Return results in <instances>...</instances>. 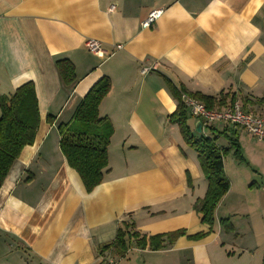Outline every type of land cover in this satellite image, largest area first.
<instances>
[{
  "label": "crops",
  "instance_id": "1",
  "mask_svg": "<svg viewBox=\"0 0 264 264\" xmlns=\"http://www.w3.org/2000/svg\"><path fill=\"white\" fill-rule=\"evenodd\" d=\"M154 10L160 18L142 28ZM90 39L101 52L86 49ZM59 60L73 65L71 85ZM103 76L111 87L98 113L113 133L102 182L87 193L57 129ZM163 78L188 93L226 95L224 105L231 96L247 100L264 117V102H255L264 99V0H0V97L32 82L40 118L33 145L0 188V264H97L101 256L118 264H264V144L217 123L197 132L199 120L187 113L193 135L221 149L235 133L246 162L233 150L223 158L230 188L211 232L190 239L209 230L193 208L207 182L168 119L177 101ZM129 223L141 235L185 233L160 250L133 239L124 255L102 250Z\"/></svg>",
  "mask_w": 264,
  "mask_h": 264
},
{
  "label": "trees",
  "instance_id": "2",
  "mask_svg": "<svg viewBox=\"0 0 264 264\" xmlns=\"http://www.w3.org/2000/svg\"><path fill=\"white\" fill-rule=\"evenodd\" d=\"M56 65L63 83L66 85L74 83L73 65L67 60H59ZM163 79L170 94L177 101V108L168 119L178 126L185 144L196 152L201 172L207 182L205 196L197 200L193 206L201 217V223L209 227L207 232H200L189 237L199 240L211 232L214 211L230 188L224 171L223 158L230 150H233V156L238 162H246L235 133L229 138V149H221L216 145L215 139L195 137L187 125L188 116L181 102V94H188L200 100L209 109L223 106L227 96H220L216 100L199 93H188L183 88H177L167 78ZM110 87L109 78L101 77L84 95L70 121L60 124L57 129L60 151L68 167L78 174L87 193L102 182L104 170L108 165L107 148L113 128L107 118L99 116L98 107ZM234 100H236L234 96L229 97V101ZM255 102L263 103L264 99H258ZM242 104L246 107L248 101L244 100ZM39 121V107L32 82L21 85L9 96L0 97V188L22 149L33 145ZM188 183L190 185L189 177ZM220 225L226 233L233 232L229 219L220 220ZM184 233L179 230L147 236L136 232L132 223L124 224L117 230L113 242L104 246L102 250L113 248L116 254L124 255L128 249L127 240L130 239H133L140 249L160 250L165 247V242L170 245Z\"/></svg>",
  "mask_w": 264,
  "mask_h": 264
},
{
  "label": "built area",
  "instance_id": "3",
  "mask_svg": "<svg viewBox=\"0 0 264 264\" xmlns=\"http://www.w3.org/2000/svg\"><path fill=\"white\" fill-rule=\"evenodd\" d=\"M161 14L162 10L151 11L141 22V27H151L160 18ZM85 47L92 53L102 51L101 43L92 39L85 42ZM146 71L148 70L145 68L143 72ZM181 102L187 113L198 119L201 125L209 126L217 123L226 127H233L246 132L255 140L264 144V117L244 107L240 101L234 100L220 108L209 109L200 100L188 94H181ZM97 264H118V262L113 257L101 256Z\"/></svg>",
  "mask_w": 264,
  "mask_h": 264
},
{
  "label": "water",
  "instance_id": "4",
  "mask_svg": "<svg viewBox=\"0 0 264 264\" xmlns=\"http://www.w3.org/2000/svg\"><path fill=\"white\" fill-rule=\"evenodd\" d=\"M200 128H201V122L198 121V122L196 123V125H195V129H196L197 132H200Z\"/></svg>",
  "mask_w": 264,
  "mask_h": 264
}]
</instances>
